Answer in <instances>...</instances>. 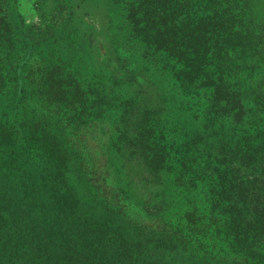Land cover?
<instances>
[{
  "label": "trees",
  "instance_id": "trees-1",
  "mask_svg": "<svg viewBox=\"0 0 264 264\" xmlns=\"http://www.w3.org/2000/svg\"><path fill=\"white\" fill-rule=\"evenodd\" d=\"M114 49L120 70L137 68L156 85V100L126 98L116 79L90 80L92 117L113 123L116 108L135 112L136 148L147 171L166 174L183 197L201 193L204 212L199 229L197 222L171 226L156 217L142 228V241L117 247L140 252L130 264L154 257L156 264H264V17L252 0H131ZM37 63L26 87L38 96L55 90V79ZM36 126L14 136L0 123V159L14 167L28 158L58 172L63 149ZM104 166L99 157L90 170ZM198 232L221 242L217 253L191 241Z\"/></svg>",
  "mask_w": 264,
  "mask_h": 264
},
{
  "label": "rangeland",
  "instance_id": "rangeland-1",
  "mask_svg": "<svg viewBox=\"0 0 264 264\" xmlns=\"http://www.w3.org/2000/svg\"><path fill=\"white\" fill-rule=\"evenodd\" d=\"M2 1L0 123L14 136L38 125L57 139L65 160L57 172L28 158L14 167L0 159V264H130L140 252L117 246L142 241V228L153 218L171 226L186 219L199 229L201 193L183 197L166 174L145 168L136 148L138 115L118 107L109 116L117 122L108 123L90 111V80L116 79L126 98L156 100V85L137 68L125 74L116 60L118 24L131 0ZM252 6L263 18L264 0ZM39 61L54 76L55 90L37 96L26 82ZM99 157L103 172H91ZM201 235L191 234V241L217 253L221 242Z\"/></svg>",
  "mask_w": 264,
  "mask_h": 264
}]
</instances>
